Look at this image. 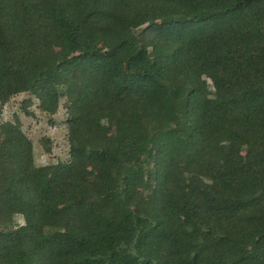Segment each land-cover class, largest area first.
I'll list each match as a JSON object with an SVG mask.
<instances>
[{
    "label": "trees",
    "instance_id": "1",
    "mask_svg": "<svg viewBox=\"0 0 264 264\" xmlns=\"http://www.w3.org/2000/svg\"><path fill=\"white\" fill-rule=\"evenodd\" d=\"M20 93L68 157L0 130V264H264V0H0Z\"/></svg>",
    "mask_w": 264,
    "mask_h": 264
},
{
    "label": "rangeland",
    "instance_id": "2",
    "mask_svg": "<svg viewBox=\"0 0 264 264\" xmlns=\"http://www.w3.org/2000/svg\"><path fill=\"white\" fill-rule=\"evenodd\" d=\"M29 98L26 93H20L1 108L0 130L8 133V125L12 123L13 116L16 115L21 123L22 130L33 142L35 161L39 165L54 163L58 160H66L68 157V145L66 142V128L64 118L63 100L55 116L51 118L43 116L37 111V101L29 106L28 111H32L34 116L25 113L22 108V101ZM49 138L51 150L46 152L40 139Z\"/></svg>",
    "mask_w": 264,
    "mask_h": 264
}]
</instances>
